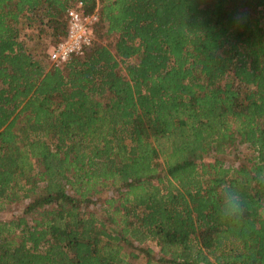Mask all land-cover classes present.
I'll list each match as a JSON object with an SVG mask.
<instances>
[{
	"label": "trees",
	"instance_id": "16d2710c",
	"mask_svg": "<svg viewBox=\"0 0 264 264\" xmlns=\"http://www.w3.org/2000/svg\"><path fill=\"white\" fill-rule=\"evenodd\" d=\"M78 1L0 0V264H264V0H82L54 64Z\"/></svg>",
	"mask_w": 264,
	"mask_h": 264
},
{
	"label": "built area",
	"instance_id": "2783aa9c",
	"mask_svg": "<svg viewBox=\"0 0 264 264\" xmlns=\"http://www.w3.org/2000/svg\"><path fill=\"white\" fill-rule=\"evenodd\" d=\"M68 34L49 49V57L54 64H61L70 55L80 53L97 39L93 22L98 20L97 11L86 12L84 2L79 0L67 10Z\"/></svg>",
	"mask_w": 264,
	"mask_h": 264
},
{
	"label": "clouds",
	"instance_id": "9594fccd",
	"mask_svg": "<svg viewBox=\"0 0 264 264\" xmlns=\"http://www.w3.org/2000/svg\"><path fill=\"white\" fill-rule=\"evenodd\" d=\"M238 20L240 17L237 18ZM258 180L264 183V173L258 175ZM221 216L226 220L237 221L244 213L243 202L240 193L230 187L225 186L221 193Z\"/></svg>",
	"mask_w": 264,
	"mask_h": 264
},
{
	"label": "rangeland",
	"instance_id": "374dc122",
	"mask_svg": "<svg viewBox=\"0 0 264 264\" xmlns=\"http://www.w3.org/2000/svg\"><path fill=\"white\" fill-rule=\"evenodd\" d=\"M229 161L230 162H233L234 161V157L232 156V154H230V157H229ZM5 207L3 208V209H0V215H2L4 218H6L7 217V215L9 214L8 212L10 211L9 209H13L12 207H17L18 206V204H16V205H13V204H6V205H4ZM140 263H144V257L142 256L141 257V259H140V261H139Z\"/></svg>",
	"mask_w": 264,
	"mask_h": 264
}]
</instances>
